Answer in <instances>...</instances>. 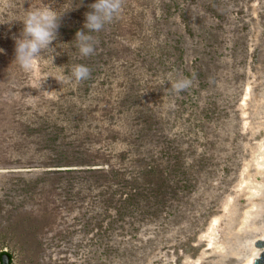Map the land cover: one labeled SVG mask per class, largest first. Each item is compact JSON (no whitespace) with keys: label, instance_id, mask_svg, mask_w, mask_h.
I'll return each instance as SVG.
<instances>
[{"label":"rangeland","instance_id":"374dc122","mask_svg":"<svg viewBox=\"0 0 264 264\" xmlns=\"http://www.w3.org/2000/svg\"><path fill=\"white\" fill-rule=\"evenodd\" d=\"M93 3L0 0V255L12 264H253L264 239V0H125L84 57L73 28L83 30ZM38 8L62 15L59 35L54 52L24 69L14 37ZM76 64L91 69L89 82L69 79ZM184 77L192 86L177 94L171 84ZM139 145L159 157L169 146L160 160L168 178L151 183L165 195L108 231L96 227L111 220L103 189L81 190L83 180L67 194L61 175L45 172L69 167L51 164L59 159L114 165L124 150L131 165Z\"/></svg>","mask_w":264,"mask_h":264},{"label":"trees","instance_id":"16d2710c","mask_svg":"<svg viewBox=\"0 0 264 264\" xmlns=\"http://www.w3.org/2000/svg\"><path fill=\"white\" fill-rule=\"evenodd\" d=\"M65 24V23H64ZM63 24V25H64ZM80 29L73 28V31H79ZM84 31H87L83 28ZM75 33L74 37H75ZM84 63V60L80 61ZM89 82V80H87ZM130 101H127L129 103ZM134 135V137H133ZM130 137H133L130 140V145H138L136 141H138L141 137H139L138 133L132 132L129 134ZM140 149V145L136 148V155L132 159L131 165H123L122 161H125V157L127 154L133 152V150H124L118 155V165H112L110 160L107 159L103 163H97L91 161L88 158L82 160H73V159H59L55 163L54 166H69L67 168H59L57 170H47L46 173H54L61 175L58 178V182L62 183L65 182L64 188L62 190L67 194H72V190L78 186V181L89 180V185L85 188H79L81 190H94V189H103L102 195H107V199L102 201V205H104V212L107 213L104 216L105 218L111 219L108 223L106 228H104V224L99 222L96 227L100 230L108 231L112 228L114 223L118 220H123L125 216H131L132 218H137L136 214L144 216L148 214V211H144L145 209L142 205L143 201L151 202L152 197H158L160 195H165L163 192L160 191V187L155 188L151 183L155 177L158 179L165 180L168 178L166 175L168 171V165L165 166L161 163V159L164 157V154H167L169 151V146H165L160 148L159 152L162 154L161 157L157 156L156 154L152 153V151L147 153L138 152ZM61 152V150H60ZM64 152V153H63ZM170 152V151H169ZM65 154V151L61 152ZM69 158V157H67ZM169 161H172L171 157L168 155L167 158ZM177 162V161H176ZM49 164V163H48ZM107 164L108 167L105 168L104 166L95 167L98 165ZM177 164V163H176ZM175 164V165H176ZM47 166V165H44ZM134 167L131 171L135 174L132 176V179L124 178L126 173H129L130 168ZM144 178L148 179L149 185L143 186L138 183V180ZM151 181V182H150ZM84 182V181H83ZM119 195L118 198L116 196ZM147 207L152 206L151 203H146ZM112 210H115V215L113 216L110 214ZM103 219V220H104ZM88 225H91L88 223ZM6 252H2L4 254ZM9 254V253H8ZM11 263L13 262V256L10 254Z\"/></svg>","mask_w":264,"mask_h":264},{"label":"clouds","instance_id":"9594fccd","mask_svg":"<svg viewBox=\"0 0 264 264\" xmlns=\"http://www.w3.org/2000/svg\"><path fill=\"white\" fill-rule=\"evenodd\" d=\"M125 0H95L89 5L91 11L85 13L84 30L75 34L77 47L81 56L87 57L95 52L98 40L92 33L102 31L121 13ZM62 15H57L50 8L27 10L20 36L15 40V61L24 69H31L35 60L44 52H54L51 47L57 40L61 26ZM0 51H3L0 49ZM53 60V59H52ZM91 69L84 64L72 67L71 78L84 81L90 78ZM55 78V77H54ZM60 82V81H59ZM192 86V79L184 77L172 82L171 87L177 93L186 92Z\"/></svg>","mask_w":264,"mask_h":264},{"label":"water","instance_id":"95a60500","mask_svg":"<svg viewBox=\"0 0 264 264\" xmlns=\"http://www.w3.org/2000/svg\"><path fill=\"white\" fill-rule=\"evenodd\" d=\"M256 245L257 247L262 248V252L258 257L255 258L253 264H264V239H259L256 242ZM2 252H6V251H1V253ZM0 260H1V264H12L10 253L8 254V252L2 254V256L0 255Z\"/></svg>","mask_w":264,"mask_h":264}]
</instances>
